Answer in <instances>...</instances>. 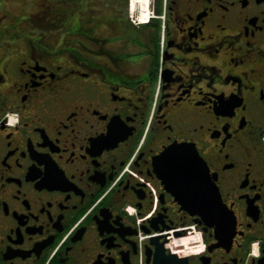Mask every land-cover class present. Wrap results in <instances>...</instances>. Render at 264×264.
<instances>
[{"label":"flooded vegetation","instance_id":"obj_1","mask_svg":"<svg viewBox=\"0 0 264 264\" xmlns=\"http://www.w3.org/2000/svg\"><path fill=\"white\" fill-rule=\"evenodd\" d=\"M0 264H264V0H0Z\"/></svg>","mask_w":264,"mask_h":264},{"label":"water","instance_id":"obj_2","mask_svg":"<svg viewBox=\"0 0 264 264\" xmlns=\"http://www.w3.org/2000/svg\"><path fill=\"white\" fill-rule=\"evenodd\" d=\"M185 160L192 161L194 166L198 167L196 172L198 177L207 174V165L197 149L191 148L185 143H177L172 144L157 156L155 164L158 175L165 182L166 188L181 200L183 208L203 214L210 222L218 221L224 214V207L215 183L213 184V198H210L208 202L199 201L196 203L194 197L187 198L186 201L180 198V194L193 188L191 186H179L177 182V176L180 173L177 169L187 166L183 163Z\"/></svg>","mask_w":264,"mask_h":264},{"label":"clouds","instance_id":"obj_3","mask_svg":"<svg viewBox=\"0 0 264 264\" xmlns=\"http://www.w3.org/2000/svg\"><path fill=\"white\" fill-rule=\"evenodd\" d=\"M249 255H255V256H259L260 255V247H259V241H255L252 243L251 245V251L249 253Z\"/></svg>","mask_w":264,"mask_h":264}]
</instances>
